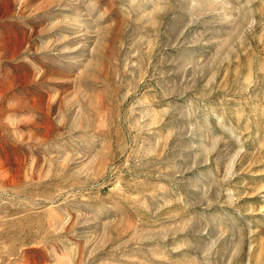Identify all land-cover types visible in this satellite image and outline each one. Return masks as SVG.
<instances>
[{
    "label": "rangeland",
    "instance_id": "rangeland-1",
    "mask_svg": "<svg viewBox=\"0 0 264 264\" xmlns=\"http://www.w3.org/2000/svg\"><path fill=\"white\" fill-rule=\"evenodd\" d=\"M0 264H264V0H0Z\"/></svg>",
    "mask_w": 264,
    "mask_h": 264
}]
</instances>
